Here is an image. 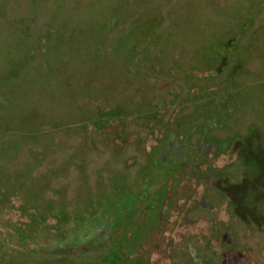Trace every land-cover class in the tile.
Masks as SVG:
<instances>
[{
    "label": "flooded vegetation",
    "instance_id": "1",
    "mask_svg": "<svg viewBox=\"0 0 264 264\" xmlns=\"http://www.w3.org/2000/svg\"><path fill=\"white\" fill-rule=\"evenodd\" d=\"M153 1L52 0V7L62 12L72 3L74 11L96 12L95 7L100 6L111 14L113 24L135 7H142L141 17L148 19L146 13ZM157 1L172 5L169 12L186 13L190 9L196 23L192 28L200 27L205 35H215L214 39L233 44L248 39L243 46H236L237 54L246 61L256 59L259 67L264 65V0ZM203 15L209 17L210 24L201 21ZM118 26L110 25L108 30ZM103 32L107 34L105 29ZM214 42L218 40L207 44ZM209 52L203 56L207 62H194L197 69L191 70L190 83L195 84L190 89L192 94L184 102L181 95L167 96L162 101L165 109L160 115L154 114L162 138L135 174L132 168L136 167L127 165L130 157L125 147L119 150L120 157L113 156L114 163L105 162L96 170L93 181L89 158L98 156V151L85 148L84 143L59 168L30 181L22 175L39 165H26L24 171L13 175L7 173L11 180L6 177L3 184L0 182V264H131L124 257L126 236L131 233L148 237L142 243L144 261L137 259L135 264H245L240 257V261L232 257L245 252L242 248L246 245L239 237L264 236V226L258 224L264 220V183L259 178L260 167L251 165L243 154V142L258 130L264 134V121H243L240 114L244 108L255 106L261 94L250 101L243 82L238 85L239 92H229L239 77L229 75L218 80L223 72L233 74L229 68L235 65V53L229 49ZM212 65L215 67L210 68ZM242 71L239 76L264 83L262 72H249L245 63ZM125 144L133 146L131 142ZM72 170H76V180L88 189L87 196L76 202L69 200L68 192L66 198H60L51 190L53 181L71 178ZM93 184L95 193L91 191ZM11 190L17 199L12 209L4 197ZM56 198L62 203L64 220L56 228L39 230L51 215ZM30 212L36 222L29 227H38L35 235L43 232L41 240L29 242L19 229L21 219L31 216Z\"/></svg>",
    "mask_w": 264,
    "mask_h": 264
},
{
    "label": "trees",
    "instance_id": "2",
    "mask_svg": "<svg viewBox=\"0 0 264 264\" xmlns=\"http://www.w3.org/2000/svg\"><path fill=\"white\" fill-rule=\"evenodd\" d=\"M19 1L0 0V22L4 24V28L0 27V114L7 120L27 109L48 120L18 134L17 139L2 141V156L25 144L38 145L41 151H33L31 156L40 162L56 153L50 147L54 136L68 128L82 133L85 148H91L96 139L106 147L113 141L121 147L131 141L125 140L121 124L138 120L129 109V94H149L150 99L144 101L148 107L144 116L159 115L165 109L160 104L163 91L170 90L167 96L175 93L173 98L178 97L183 90L180 82L192 80V63L207 62L206 57H194L206 53L198 46L205 33L189 27L186 17L182 23L174 21L155 37L152 36L155 30L159 31L157 27H144L154 22L160 27L166 16L152 18L131 27L109 48L97 44L102 43L101 30L96 27L97 12L73 9L62 24L55 25L53 16L51 21L42 16L43 5L36 0H26L22 11L10 10ZM54 11L57 12L47 8L44 12ZM39 13L43 19L39 16L38 23L33 22ZM172 15L176 19V13ZM113 21L109 20V24L117 25L118 20L112 24ZM141 30L145 39H141ZM115 51L121 52L118 58L113 56ZM3 169L0 166V176L4 173L3 178L11 180ZM16 201L15 196L6 200L12 206Z\"/></svg>",
    "mask_w": 264,
    "mask_h": 264
},
{
    "label": "rangeland",
    "instance_id": "3",
    "mask_svg": "<svg viewBox=\"0 0 264 264\" xmlns=\"http://www.w3.org/2000/svg\"><path fill=\"white\" fill-rule=\"evenodd\" d=\"M41 3L43 5L44 11L47 10V8L49 9L53 8L52 0H42ZM16 4L11 5L10 10L22 11V9L25 8L24 5H26L27 2L26 0H20ZM71 6H72V3H70L69 7L67 6V8H65V13L55 12V11L50 12V13H45L43 10H41V14L42 16L46 15L48 19L50 18L49 21H51V18L53 16L52 20L54 22L52 24L59 25L63 23V21L66 19L69 13L73 10V6L72 7ZM149 8H150L149 11L146 13L148 16V19L147 17H144V18L141 17V14L143 12L142 7H139V8L135 7L132 10V12H127L123 17H121L117 21L119 26L116 29L108 30L109 29L108 25H110L109 20L111 21L112 19L111 14L107 12L105 9L104 10L101 9L100 6H96L95 9L97 10L96 12L98 16V20H97L98 23L96 24V27L101 30L99 32H100V37L102 38L100 40L102 43H97V44L101 46L109 45V48H110V45L113 43V41L119 40L128 30L131 29V27L137 26L139 24H144L145 22H147L148 20H151L152 18L154 20H158L162 16H166V18H165L164 23H161L160 27H158V24H156L155 22L153 24L150 23L149 26L146 25V27H144L146 30H150V29L152 30L153 26L157 27L159 31L155 30L152 37L157 36V32L160 33L161 31L168 29L174 23V20L177 23H182L183 17L184 18L186 17L187 20L189 19V22H190L189 25L191 26L196 25L195 18H192V12L190 9H188L186 13H183V12L176 13V19H175L172 15L175 12L168 13L169 10H172V5L168 7L166 4H163L162 2L155 0L150 4ZM2 12H3V9L0 11V13ZM41 14L39 13L38 15H36L33 22L38 23L39 16L42 18ZM203 16L204 17L201 18V21L209 22L210 24L211 21L207 19L209 17L206 18L205 15ZM143 21L145 22L143 23ZM100 24H103V28H100ZM212 25L215 26V22L214 24L212 23ZM0 27L1 29L4 28L3 22H0ZM71 27H74L73 30L77 29L75 25L73 26L71 25ZM103 29L107 31L106 32L107 34L103 32ZM197 29H201L204 31V29L200 27ZM137 33L138 31L136 32V34ZM141 34H142L141 36H143L144 34L142 33V30H141ZM228 35L225 34V37H227ZM1 36L2 35L0 33V40H1ZM196 37L198 39L197 35ZM214 37L215 35L211 36L209 33L208 35L206 34L203 37L205 39H204V44L202 47H201V43H203V41H202V38L200 37L199 38L200 44H198L199 49L200 50L206 49L205 51L206 53H204V55L200 54V56L199 54H197L194 57H203V56L209 55L210 54L209 51H218L219 53L226 49H229L231 53H235L234 54L235 65L234 67L229 68V69H232L233 74L229 73V71L221 73V76H219L218 82L225 80L226 78H229V75L231 76L234 75L235 77L237 78L239 77V78L237 79L236 83L233 82V84H236V87L232 86L231 89H229V92L232 93L233 91H236V89L238 90L237 92H239L238 85L241 87V84L243 82V84L245 85L243 86V88L245 90V93L249 94L250 101H252L254 98H257L259 94H261L260 96L261 98L255 100V106L251 103L252 105H250L246 109L244 108L243 111H241L240 116L241 118H243V121L244 120L250 121L251 119L256 122L264 121V83L263 81L258 83L257 80L254 82V79H252L251 76H248V77H246V75L239 76L244 73L242 69L245 63V65H247L249 72L251 70L255 71L258 74L262 72L260 76L261 78H264V65L259 67V63L256 62L257 61L256 59L255 60L252 59V61H249V60L246 61V60H243L244 56L240 57L237 54L238 50H236V46L238 45L243 46L247 42L248 39H240L237 41L238 44L237 43L233 44L232 42L227 43V41L225 42V41H220V39H214ZM213 40L214 41L218 40V42L211 43L210 46H208L207 43ZM205 45H207L208 47H206ZM129 52H130V49H129ZM120 54H121L120 51H115L113 53V56L118 58ZM243 61L244 63H242ZM214 63L216 64V60H214ZM212 67H215V66L214 65L210 66V68ZM193 69H197V66L194 65V62L191 65L190 72ZM0 76H1V71H0ZM166 79H169V78H166ZM210 83L216 84L215 81H212ZM180 84H181L180 86H183V90L180 96L181 98L180 101L184 102V100L187 99L188 94H190L191 92L190 89L192 88V85H195V84L190 83V82L188 83L180 82ZM205 88L207 87H204V89ZM167 93H171L170 90L163 91L161 98L159 97L161 101L160 104H162V101L164 99H167ZM129 96L132 98V104H130L129 109L132 112L136 113V117L138 116L137 117L138 120L135 123L133 122L132 123L131 122L122 123L120 128L124 132V135L127 136L125 140H128V141L131 140L130 142L133 143V146L127 147L126 144L124 143L120 147L117 145L115 141H113L109 144V146L106 147L104 144H101V142L98 139H96L97 141H95L94 143H97V146H93V143H92V147L90 149H96V151H98L97 152L98 156L92 155L89 158V162L92 164L90 167V173H91V176L93 177V181H94V174L96 170L99 167L103 166L102 164L105 162L112 163L113 158H114L113 156L116 157L117 155L118 157H120L121 153L119 150L125 147L127 148L126 150V153H128L127 156L130 157V160L127 161L128 163L127 165L136 167V168H132L135 174L137 168H140L141 166L146 164L147 157H150L151 152L157 149L158 143L162 138L160 131L157 129V125H156L157 118L154 115L144 116L145 113H148L147 112L148 107L147 105L144 104V101H147L148 99H150L151 96L147 93H142V94L140 93V95L139 94L137 95L136 92L129 94ZM251 96H254V97L251 99L250 98ZM4 97L7 98L6 95ZM0 99H3L1 92H0ZM181 108H183V106H181ZM182 111L183 109L181 110V112ZM36 115L37 113L32 115L30 111L25 109L19 113L13 114L10 118L5 120L2 114H0V143L6 139L7 140L14 139V138L17 139L18 134L25 132V131H29L34 127L35 124L37 123L42 124L43 121L48 120V118L46 117L45 118L41 117V115L40 117L39 116L36 117ZM139 115H141L140 118H139ZM184 116H187V115H184ZM230 124H232V121H230ZM46 128H48V126ZM83 141L84 140L82 137V133L81 134L75 133L74 129H70V130L68 129L63 132H59L55 134L54 145L53 146L51 145L50 147L56 150L55 151L56 153H54L53 155H49L45 159L46 161L42 162L43 164L42 163L39 164L40 163L39 160L34 159L31 156V153L33 151H41L42 148L38 145L25 144L21 148L11 151L6 156H2V150L0 149V166L4 168L3 169L4 172L15 173L18 171H24L27 164L30 166L39 165L37 168H34V170L30 168L31 171L28 170L27 172H24V174L22 175L23 178L26 177L27 180L30 181L32 178L39 177L42 174L48 172V170L52 168L56 169V168H59L61 165H63V163L66 162V160H69L70 158H72L71 156L77 153V150L82 149V146H83L82 143H84ZM88 149L87 151H89ZM243 154H245L248 160L252 161L251 165L256 164L258 167H260L259 178L262 181V183H264V134L262 130L256 131L250 137H245V140L243 142ZM116 166H120V165H116ZM75 174H76V170H72L71 178L66 179V180L57 179L53 181V183L51 184L52 186L51 190L55 191L54 192L55 196L57 195L60 198L63 196L62 198H66L67 197L66 192H68V197L70 198L69 200L73 202H76L78 198H82V197L85 198L87 196L88 194L87 185L80 184L74 177ZM4 176H5L4 173L3 175L0 176V182L2 184L4 181L3 180ZM90 186H91V191L95 193L96 184H93ZM56 188H59V190H57ZM61 188L65 189L64 195H63L64 189H61ZM1 193H2V190H0V197H1ZM12 196H15L16 198V194L11 190L4 197L6 199H9V197L12 198ZM53 197L54 196L48 197L46 201L53 199ZM60 198H56L57 201L55 202L53 201L54 205L52 204L51 215L47 216L44 222L40 226H38L39 230L43 229V227L45 226L49 228H56L58 227L59 222H62L64 220L63 213L61 212L62 203L60 201ZM7 207L10 209L13 208V206L10 203L7 205ZM30 215L31 216L23 217L21 219L22 225L19 226V229L22 230L23 239H26L29 242L41 240L44 237L43 232H37V234L35 235L34 231H36L35 229L38 227L36 228L29 227V224H31L32 221L36 222L35 214L30 212ZM24 224H27V225H24ZM258 224L260 227L264 226V220L260 219L258 221ZM147 238L148 237L145 238L142 236L137 237L133 233L126 236V239L128 241L127 242L128 247L124 253V257H127V260H130V262L128 263L135 264L137 259H140L139 262L141 263L144 261L146 254L144 253V250L142 248V243L144 244V241ZM239 238L240 240H243L246 245L245 248H242V251L244 250L245 252L234 253V256L232 257V259L234 261H237L239 260V257H240L241 258L240 260L243 261L245 264H254V262L255 264H264V236L262 237L261 236H255V237L241 236ZM169 254H171L170 250H169ZM186 260L187 259H184V261Z\"/></svg>",
    "mask_w": 264,
    "mask_h": 264
}]
</instances>
